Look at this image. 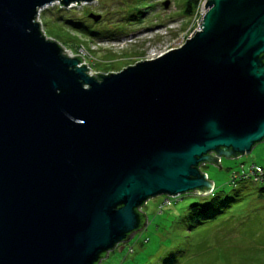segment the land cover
<instances>
[{
    "label": "water",
    "instance_id": "95a60500",
    "mask_svg": "<svg viewBox=\"0 0 264 264\" xmlns=\"http://www.w3.org/2000/svg\"><path fill=\"white\" fill-rule=\"evenodd\" d=\"M93 1L0 0V264H99L264 142V0H206L181 47L98 77L37 22Z\"/></svg>",
    "mask_w": 264,
    "mask_h": 264
},
{
    "label": "rangeland",
    "instance_id": "374dc122",
    "mask_svg": "<svg viewBox=\"0 0 264 264\" xmlns=\"http://www.w3.org/2000/svg\"><path fill=\"white\" fill-rule=\"evenodd\" d=\"M133 2L94 0L61 13L56 12L58 5L54 4L44 8L37 21L47 38L73 57L84 59L92 73L104 75L119 72L157 51L174 47L181 37L198 28L204 4V0H200L193 16L184 18L181 16L183 0H151L148 5L155 7L147 11L141 22L138 19L127 22L126 17L130 15L127 12ZM165 2L168 3L166 8ZM89 14L100 15V21L95 23ZM59 16L79 21L103 34L114 33L118 27L125 26V34L129 35L109 42L88 39L68 26L63 27ZM119 35L115 33L112 37ZM122 40V45L117 43ZM220 165L221 170L213 164H205L200 171L213 182V190L230 192L232 197L236 193L242 196L239 202L223 209V214L205 224L196 225L186 217L188 206L201 200L199 195L151 198L141 208L146 216L145 226L129 240L120 242L99 264H264V197L257 192L264 186L254 184L251 178L242 184L231 182L234 175L242 176L252 166L264 170V142L257 144L248 155L221 158ZM167 199L172 204L161 211V203Z\"/></svg>",
    "mask_w": 264,
    "mask_h": 264
},
{
    "label": "trees",
    "instance_id": "16d2710c",
    "mask_svg": "<svg viewBox=\"0 0 264 264\" xmlns=\"http://www.w3.org/2000/svg\"><path fill=\"white\" fill-rule=\"evenodd\" d=\"M199 1L200 0H183L182 9H181L182 10L181 16L184 18L192 17L194 12H195L197 5L199 4ZM143 3L145 4V6ZM148 3H151V0H134L132 5H130L131 7H129L130 10L127 12L130 15H128V17H126V21L131 22L135 19H138L137 21L141 22V18H143L146 15L147 11L154 9V7H155V5H148ZM63 10L64 9H60V8L56 7V12H58V13H61ZM59 17H61V16H59ZM61 18H62V19H60L62 22L61 25L63 27L68 26L70 29L77 31V33L86 36L88 39H90V38H95V40L107 39L108 40L107 42H109V41L114 40L116 38H120V37L123 38V37H126L129 35V34H127V35L125 34V32H126L125 26L124 27H122V26L118 27V29L114 30V33L113 32H107L106 34H103V33L97 32V31H92L90 29V27H87L86 25H84L83 23H81L79 21L69 19V18H65V17H61ZM126 21H125V23H127ZM54 23H56V22H54ZM115 33H120V35L117 37H112L115 35ZM104 35H106L107 37H102ZM100 75L101 74H96L95 77H98ZM246 179H249V178H246L245 176H239L237 179L233 180L232 182H234L235 185L238 182H239V184H242V183H244V181H246ZM260 183H262L264 186L263 182H260ZM254 184H259V183H254ZM230 186H231V184H230ZM232 191H234V190H232ZM257 192L259 194L258 196L264 197V187L258 188ZM229 193L230 192L225 193L224 191L214 189L209 195L200 196L201 200L199 202L192 203L188 206L186 218L188 220H190L191 222H194V224H196V225H202V224H205L207 221L216 218L218 215L223 214L224 213L223 209L230 207V205H232L233 203L239 202L241 200V197H242V196L238 197V195L236 193H234V197H232L229 195ZM189 194H191V193H189ZM161 211H162V209H161ZM138 212L140 213L141 225H142L141 228H142L143 224L146 221V218H145V215L143 214L142 210L138 209ZM191 226H193V225H191ZM191 226H189V227L191 228Z\"/></svg>",
    "mask_w": 264,
    "mask_h": 264
},
{
    "label": "built area",
    "instance_id": "2783aa9c",
    "mask_svg": "<svg viewBox=\"0 0 264 264\" xmlns=\"http://www.w3.org/2000/svg\"><path fill=\"white\" fill-rule=\"evenodd\" d=\"M205 1L206 0H204V3H205ZM54 4H56V5H58L57 7H59V8H61V9H67V8H72L73 6L74 7H76L77 6V4H71V5H69L68 7H63L62 5L60 6V3L59 2H55V3H53V4H51V5H54ZM50 6V5H49ZM204 4L201 6L202 7V10L200 11V20H201V17H202V15H203V13H204ZM47 7V6H46ZM45 7V8H46ZM44 9V8H43ZM43 9H41V10H39V12H38V17L40 16V12L43 10ZM38 17H37V20H38ZM38 22V21H37ZM39 25H40V23H39ZM198 29V28H197ZM196 29V30H197ZM196 30H194V31H191L190 32V34L188 35V36H186V37H181V39L180 40H178V42L176 43V45L174 46V47H171V48H167V49H164V50H161V51H157V53L155 52L153 55H151V56H149L148 58H146L147 60H150V59H155V58H158V57H160L161 55H163L164 53H166V52H168V51H170V50H172V49H176V48H179V47H181L184 43H185V41L187 40V39H189V38H191L192 36H193V34H194V32L196 31ZM166 31V30H165ZM130 38H132V37H130ZM118 44H120V45H122L123 43H124V41L122 40V41H120V43L119 42H117ZM69 56H71V57H73L70 53H67ZM75 57H79V56H75ZM82 65H86L85 64V60L83 59V62H81V63H79V65L78 66H82ZM86 69H88V71H87V74L89 75V76H96V75H94V73L92 74V70L91 69H89V68H87L86 67ZM91 70V71H90ZM243 168V167H242ZM242 176H245L246 178H251L252 179V181L254 182V183H260V182H263L264 183V170L262 169V168H260V167H257V166H252L250 169H249V171H248V173H246L245 174V172H244V174L242 175ZM239 176H236V175H234L233 177H232V181L233 180H235V179H237ZM231 181V182H232ZM162 205L160 206L161 207V209H163L164 208V206H167V205H170L171 204V200H169V199H167V200H165V203L163 202V203H161Z\"/></svg>",
    "mask_w": 264,
    "mask_h": 264
}]
</instances>
